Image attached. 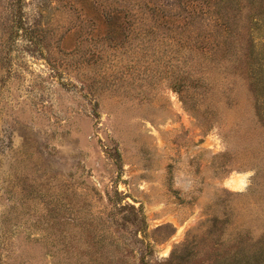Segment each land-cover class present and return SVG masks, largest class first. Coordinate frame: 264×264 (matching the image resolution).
Returning a JSON list of instances; mask_svg holds the SVG:
<instances>
[{
    "label": "rangeland",
    "instance_id": "rangeland-1",
    "mask_svg": "<svg viewBox=\"0 0 264 264\" xmlns=\"http://www.w3.org/2000/svg\"><path fill=\"white\" fill-rule=\"evenodd\" d=\"M0 264H264V0H0Z\"/></svg>",
    "mask_w": 264,
    "mask_h": 264
},
{
    "label": "trees",
    "instance_id": "trees-1",
    "mask_svg": "<svg viewBox=\"0 0 264 264\" xmlns=\"http://www.w3.org/2000/svg\"><path fill=\"white\" fill-rule=\"evenodd\" d=\"M130 208L133 210V212H134V214H135V217H137V219H138L139 221H142V222L144 223V222H145V221H144V217H143V215L141 214V212H140V211H137L133 206H131Z\"/></svg>",
    "mask_w": 264,
    "mask_h": 264
}]
</instances>
